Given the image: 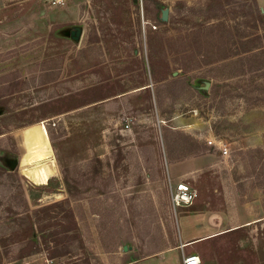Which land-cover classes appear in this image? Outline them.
<instances>
[{"label": "rangeland", "instance_id": "1", "mask_svg": "<svg viewBox=\"0 0 264 264\" xmlns=\"http://www.w3.org/2000/svg\"><path fill=\"white\" fill-rule=\"evenodd\" d=\"M34 123L53 151L42 178L21 173ZM167 138L191 155L217 151L212 138L226 147L201 182L189 179L190 207L217 201L234 225L237 200H256L262 218L185 255L264 264L256 0H0V264H126L151 251L160 240L128 236L140 221L157 235L172 221Z\"/></svg>", "mask_w": 264, "mask_h": 264}, {"label": "crops", "instance_id": "2", "mask_svg": "<svg viewBox=\"0 0 264 264\" xmlns=\"http://www.w3.org/2000/svg\"><path fill=\"white\" fill-rule=\"evenodd\" d=\"M256 1L264 8V0ZM210 140L218 141L215 138ZM175 142L174 139L171 144L167 138V157L164 163L169 194L170 186L172 187L176 182L184 181L190 185L189 179L194 178L201 182L205 172L217 168L223 159L220 150L214 146L212 147L217 151L211 152L208 149L205 153L201 152L200 155H191L187 153L184 147L181 149L180 146H177ZM204 188H207L206 184ZM215 189L218 190L217 186ZM190 204L176 206L171 203L174 213L172 221L169 219L166 226H160L159 235L155 232H152L153 234L144 232V222L140 221L134 224V232H131L134 236L130 237L129 235L130 240H160V242L153 245L151 251L126 264H182L186 251L191 247L213 240L227 231H247L255 227L256 223L261 222L262 219L260 217L255 218V205H259L256 200L247 201L241 207L237 200L236 219L238 223L234 225H231V220L228 217H224L223 210L218 207L217 201L214 202L215 205L207 199H201L200 203L192 207L189 206ZM250 206L252 208H249ZM177 207H182L183 210L177 212ZM259 210L264 214L263 207H260ZM94 230H96L97 235L94 240H104L98 236L97 227ZM162 240H174V242L168 244L165 241L166 244H164Z\"/></svg>", "mask_w": 264, "mask_h": 264}, {"label": "bare ground", "instance_id": "3", "mask_svg": "<svg viewBox=\"0 0 264 264\" xmlns=\"http://www.w3.org/2000/svg\"><path fill=\"white\" fill-rule=\"evenodd\" d=\"M23 161L21 173L42 178L53 168V151L42 123H34L22 130Z\"/></svg>", "mask_w": 264, "mask_h": 264}, {"label": "built area", "instance_id": "4", "mask_svg": "<svg viewBox=\"0 0 264 264\" xmlns=\"http://www.w3.org/2000/svg\"><path fill=\"white\" fill-rule=\"evenodd\" d=\"M47 1L49 3H52L53 5L63 4L64 0H43ZM208 145H212L216 147L218 150H220L222 155H226L227 150L225 145L221 140H218L217 142L207 140ZM196 198V193L193 191V189L190 187V185L184 181H179L174 183V185L170 186V199L172 205H187L194 201ZM200 258L198 255L190 254L186 255L182 259V264H200Z\"/></svg>", "mask_w": 264, "mask_h": 264}, {"label": "water", "instance_id": "5", "mask_svg": "<svg viewBox=\"0 0 264 264\" xmlns=\"http://www.w3.org/2000/svg\"><path fill=\"white\" fill-rule=\"evenodd\" d=\"M166 16V10L162 11V17L164 18ZM125 249V248H124Z\"/></svg>", "mask_w": 264, "mask_h": 264}]
</instances>
